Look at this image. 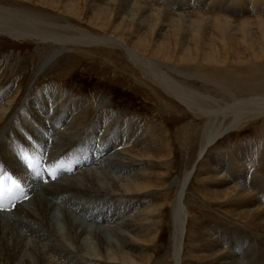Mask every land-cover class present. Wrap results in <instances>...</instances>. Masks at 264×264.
Wrapping results in <instances>:
<instances>
[{"label":"bare ground","instance_id":"obj_1","mask_svg":"<svg viewBox=\"0 0 264 264\" xmlns=\"http://www.w3.org/2000/svg\"><path fill=\"white\" fill-rule=\"evenodd\" d=\"M146 1L0 0V38L37 43L49 52L43 63V50L17 56L12 51L5 56L6 64L16 59L10 67L17 80L14 92L2 90L8 77L5 64H0V185L5 186L0 195V264H143L132 254L143 249L147 236L151 237L147 242L156 245L160 229L152 216L159 215L165 201L136 213V206L121 198L149 192L151 185L141 183L146 172L153 162L165 167L169 161V151L165 156L149 155L168 145L166 137L160 141L156 136L150 120L121 117L105 106L107 100L92 119L95 108L90 106L100 98L94 95L87 101L50 87L12 115L30 69L35 66L36 74L47 66L38 76L53 72L65 80L82 59L107 67L114 76L122 72L128 84L148 93L145 101L156 99L159 110L172 108L166 96L179 104L180 110L172 109L190 116L192 123L175 139L183 151L201 135L198 166L207 179L206 188L214 185L218 190L214 194L221 195H216L217 200L224 206L232 203L231 214L245 221L243 231L251 233L231 229L229 223H217L208 233V223L193 221L184 199L194 168L183 177L172 204L174 264L191 260L189 252H183L186 246L197 249L206 259L204 264H264V178L255 172L264 163V150H260L264 138H259L264 134V20H253L257 30L251 33L250 22L235 27L226 17L206 12L174 16L170 9L219 11V0H155L167 10ZM258 2L248 3L251 13L264 11V3ZM208 27L216 32L211 34ZM205 32H210L208 39H203ZM237 34L245 59L233 46H238ZM121 50L136 70L119 59ZM83 53L106 59L94 55L89 59ZM247 128L256 139L227 153L217 150L219 154L206 155L218 140ZM228 154L240 169L226 160ZM13 180L23 191L13 186ZM231 183H236L232 189ZM189 220L193 223L188 228Z\"/></svg>","mask_w":264,"mask_h":264},{"label":"rangeland","instance_id":"obj_2","mask_svg":"<svg viewBox=\"0 0 264 264\" xmlns=\"http://www.w3.org/2000/svg\"><path fill=\"white\" fill-rule=\"evenodd\" d=\"M143 1H146V0H143ZM149 1H151V0H147L146 2H149ZM153 1H155V0H153ZM219 1H220V7L219 8H221V10L213 11V12H210V11L208 12V11L203 10V9H200L198 11H189V12H184L180 8L179 9L170 8V9H171V13L174 16H178V14H185V15H189L190 17H193L195 15L207 13L206 15H210L213 17H215V16L216 17L217 16L226 17L229 20H232L231 23L235 27L241 26L245 22H250L253 25L255 23V21H253V20H257V19H263L264 20V11H261L260 13L255 14V13H251L249 8H248V6H249L248 3L251 4V3H255L256 1H259L258 5H260V4L264 3V0H251V2H250V0H238V1L235 0L236 2L234 0H231V1L230 0H219ZM156 3H157V5H156ZM155 5H156V7H159V6L163 7L165 10L168 9L166 5H164V4L162 5L156 1H155ZM223 7L225 8V10L228 11V13L224 12L225 10L222 11V9H224ZM241 8H244V11H242ZM182 11H183V13H182ZM168 22L169 21H166V23H165L166 28L168 27ZM212 26H213V24H210V27H212ZM210 27H208V29L211 30L210 31L211 34L216 32L215 30L211 29ZM256 30H257V28L253 25V27L250 31H251V33H253ZM210 32H205L203 34L204 35L203 39H208ZM199 35H200V33H199ZM170 40L173 41L171 37H170ZM241 40L242 39L240 37V34H237L238 46L236 45V43H234L233 46L235 49L240 51L239 55H241V58L245 59L244 52L242 51V45H240L242 42ZM211 42L213 43L214 40H212ZM0 43H1L0 44V64L1 63L5 64V66L7 68L5 70V74H7V77H8L7 80L4 81L5 84L2 87L4 89H2V90H4V92H7V91L14 92L17 89V86H16L17 80L15 81V74L11 73L10 67L13 68V66L16 64V61H15L16 59L11 58L7 62V64H8V67H7V64L5 61L6 60L5 56H9L12 51H13V55L15 56L16 54L17 55L18 54L24 55L25 52L26 53H34L35 50H40V51L43 50L42 52H44V53L46 52L44 54L45 56L43 55L44 59H42L40 62V63H43V61H45V57L48 55L49 52L45 48L41 49L42 46H39L37 43L33 44L31 42H27L28 44L27 43H21L20 44L18 42V44H17V42H14L8 38H4V40H3V38H0ZM16 44H17V46H16ZM83 55L86 58L87 57L91 58L92 56H90V55H94L97 57L100 56L102 59L105 58L100 54H90L87 56L86 53H83ZM125 55H126L125 52L123 50H121V52L119 54V59H123L124 63H126L130 68L136 70V68L132 66L133 64L131 62H129L130 60L129 59L127 60L128 57H126ZM84 62H85V64H84ZM80 64H82V65L78 69H76L75 72H72L69 77H66L65 80H63V78H61V77H60V79H58L56 75H53V72L43 76L45 74V72H44L43 75L38 76L47 68V66L45 67L42 65V69H40L41 73H40L39 68H38L39 73L37 72L36 74H35V72H36L35 66L32 69H30L31 71L29 73V77L25 80L23 78V82H22L23 87L19 93L18 100H17L16 104L12 109V115L17 114L19 112V110L22 108V106L27 101L34 99L41 91H45L46 87L47 88L50 87V88H53L57 91H61L65 95H69L72 97L78 96V97L85 99L87 101H90L94 97V95H96L97 98H100L99 99L100 101L98 102L99 104L96 101L94 102V100L92 99L94 104H92L93 106H90V108H92V109L95 108V110L93 109V112H94V113H92L93 115L91 114L92 119L95 118L96 114L100 111L99 108L101 106V103L104 102V100H107L109 103H105V106L112 107L114 112L120 114V116L122 115L121 117L126 116L129 119L134 118V117L135 118H141V119L147 118V121L150 120L151 125H153V127H155L154 129L157 130L156 136L160 138V141L165 140V137H166L167 144H168V145L166 144L167 147L166 148L162 147L159 149L160 151L158 153L154 154L153 152H151V154H149V155L153 154V156H156V157L162 156V155L165 156V155H168L167 151H169V154H170V155H168V156H170L169 161L166 162V164H168L169 166L165 164V167H163V166L159 165L160 162H158L159 164L158 163L155 164L153 162L152 164H154V165H152V167L149 168V171L146 172L147 178L145 180H143V182H141V183H143L142 185H144V184L145 185L146 184L151 185L152 188L149 189V192H145V193H141V194H133V195H131V194L130 195H123L121 197L124 199V201L131 203V204H134L136 206L135 212H136V210H137V212L138 211L140 212V211H143L144 209L145 210L151 209V208L155 209L159 204H163V201H165V204H166V206L165 205L162 206V209H161L162 211L159 213V215L152 216V219L154 218L153 221H155V223H157V228L160 229V231L157 230L158 236L156 237V240H155L156 242L154 241L155 242L154 244H156V245L154 246L151 243H149V241L147 242V240H151V237L147 236L146 244L144 246L143 245L141 246V249H142V247H143V249L138 253L139 255L138 254H132V255H134L133 258L139 262H144L143 264H145V262H146V264H147V262L149 264H159V263L160 264H174L173 258L171 256V254L173 253V246H174L173 245V238H172L173 237V228H172L173 227V219L171 216L172 215V204L174 203L175 197L179 191V185L182 182L183 177L187 173L194 171V168H195V171H194L191 179L189 180L188 185L186 186L187 191L185 192V199H184V206L188 210L189 216L193 218V221L194 222L197 221V224L203 223V222L208 223V224H206L207 226L205 227L206 228L205 230H208L207 231L208 233H211L215 229V227L217 226V223L218 224L229 223V227L231 226L230 227L231 229L232 228L237 229L241 232H245L248 236H251V233L243 231L244 230L243 228H245V230H246V227H245L246 225L244 223L245 221L243 222V220H238L240 218H237V217H235V215L233 216L231 214L232 210L234 209L233 206H231L232 203L231 204L226 203L227 205L225 204V206H224V203L220 202L221 200H217L218 196H216V195H218L219 193L217 192V194L215 195L214 193H216V192H213V191H218L217 189L214 190V185L212 186V188H210V186L207 185L208 189L205 186V182L207 181V179L202 174V172H201L202 170L200 169V167H199L200 165L198 163L199 162L198 152H199L201 142H202L201 141V135L199 136L197 141H195L194 138H192L191 142L188 143L190 146H188L187 149L183 150V151H182L181 146L178 142V139L177 140L175 139L178 131H180L182 128H184L188 122L192 123L190 116L183 114L181 111H174V109H172V108L178 107V109L180 110V108L178 106L179 104L177 102H175L173 99L171 100V98L166 96V98L168 99L169 107H172V108L168 109V111L170 110L169 111L170 113L168 111L159 110L158 106H156L157 104L155 103L156 99L155 100L151 99L150 101H145V95H148V93L146 91L142 90L141 88H139V86H137V85L128 84L126 81L127 80L126 77H124L123 75L121 77L122 72L119 75L117 74L114 76L112 74L111 70L108 69L107 67H100L99 65H93V64L90 65L89 60L86 61L85 59H82ZM107 66H109V65H107ZM2 67L3 66L1 65V68ZM84 69H85V71H84ZM57 71H59V70H57ZM120 71H122V70H120ZM60 75H62V73ZM63 75H65V74H63ZM40 77L43 80L42 81L41 80L36 81V79L40 78ZM100 77L102 78V80ZM50 78H52V80ZM108 80H109V82H108ZM114 80H115L116 84H114ZM119 80H122V81H119ZM123 80L125 81V83ZM122 82L124 83L123 86H122ZM58 84L60 86H58ZM62 89H63V91H62ZM136 93H139L141 95L136 94ZM75 94H77V95H75ZM152 100L154 101V103ZM155 107L158 109H155ZM16 109H18V110H16ZM121 111H122V114L120 113ZM172 121H173V123H172ZM175 124H177V125H175ZM7 128H9V126ZM225 136L226 135H222V137H225ZM259 138L260 139L262 138V140H263L264 134H261V137H259ZM254 139H256V137L254 136V133L252 132L251 128L243 129L239 132H233V133L229 134L228 137H225L222 140H218V143H216L212 148L208 149L206 155H208L209 153H210L209 156L214 155V154H216L217 150L219 153H227L228 150L231 151V150H233L234 147L240 146L241 144H244V143H248L246 141H253ZM185 141H186V139H185ZM49 142H50V140H49ZM263 145L264 144L262 142L260 150H264ZM152 146H153L152 148H155L154 146H156V145H152ZM161 146L162 145H160L158 147H161ZM133 151H134V154L137 152L136 155H138V154L140 155L139 150H137V151L133 150ZM161 151H162V153H161ZM142 153H143V151H142ZM246 155L247 154H245L244 156H246ZM228 159H231L233 162L237 163L236 168L240 169V166H239L240 164L235 160V158L233 157L232 154H228L226 160H228ZM196 163H197V165H196ZM42 170H43V168L40 170V175L43 174ZM28 171H29V169L27 170V172ZM255 172H256V174L259 175V177L264 178V163H262V165L260 164L255 169ZM156 174H157V176H156ZM156 178H158L159 180H157ZM147 179L149 181H147ZM199 179L204 180V184L199 183L198 182ZM155 180H156V182H155ZM235 184L231 183V185L228 187H230L232 189ZM205 188H206V190H205ZM208 193H210V194H208ZM114 195H118V194L115 193ZM207 195L208 196L210 195V196L208 197ZM212 195H213V197H211ZM118 196H116V197H118ZM206 198H207V200H206ZM208 198H211V200H209ZM203 199H205V200H203ZM210 201H213V202H210ZM208 202H209V204H208ZM226 209L229 210L228 211L229 213L227 212ZM135 212H134V214H135ZM95 215H96V217L101 218L100 213L96 212ZM220 216H222L221 219L219 218ZM215 218H217L218 220ZM219 219H220V221H219ZM199 220H200V222H199ZM193 221L192 220H191V222H190V220L188 221V226H187L188 228L192 225ZM233 224H237V225H233ZM213 226H215V227H213ZM233 226H235V227H233ZM240 226H241V229L238 228ZM249 232H253V231L251 230ZM253 235L258 236L256 234H252V236ZM185 242H186V240H185ZM152 246H154V247H152ZM258 248L259 247H257V249ZM194 249L195 248H191V247L188 248V246H186L185 249H183V252H189L187 254V256L189 257V259H191L190 261L185 262V264H201V263L204 264L206 262L205 261L206 259H204L202 254L198 253L197 249H195V251H194ZM192 250L194 252H192ZM263 250H264V248H261V251H263ZM150 254H151V256H150ZM191 256H192V258H191ZM147 258H149V260ZM201 260H203L204 262ZM172 261H173V263H172ZM101 264H104V263H101Z\"/></svg>","mask_w":264,"mask_h":264},{"label":"snow or ice","instance_id":"obj_3","mask_svg":"<svg viewBox=\"0 0 264 264\" xmlns=\"http://www.w3.org/2000/svg\"><path fill=\"white\" fill-rule=\"evenodd\" d=\"M52 174H53V177H54V173H52ZM10 179H11V177H5V180H10ZM12 184H13V186H14L16 189H18V190H20V191H23V190L20 188V185L16 183V181L13 180V181H12ZM4 190H5V186L0 185V195L3 194ZM0 210H3V206H2V205H0Z\"/></svg>","mask_w":264,"mask_h":264}]
</instances>
